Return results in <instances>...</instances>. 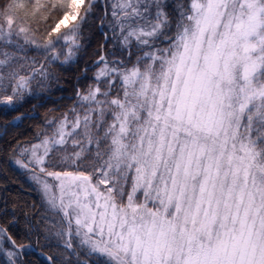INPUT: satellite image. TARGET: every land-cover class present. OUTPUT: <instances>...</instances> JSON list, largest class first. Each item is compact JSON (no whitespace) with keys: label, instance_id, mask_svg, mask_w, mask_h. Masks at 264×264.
I'll list each match as a JSON object with an SVG mask.
<instances>
[{"label":"snow or ice","instance_id":"obj_1","mask_svg":"<svg viewBox=\"0 0 264 264\" xmlns=\"http://www.w3.org/2000/svg\"><path fill=\"white\" fill-rule=\"evenodd\" d=\"M97 3L0 6V110L78 61ZM111 15L94 83L45 115L38 142L9 149L41 190L50 236L77 264H264V0H114ZM110 38L119 57L104 52ZM4 238L16 264L31 245L0 227Z\"/></svg>","mask_w":264,"mask_h":264},{"label":"trees","instance_id":"obj_2","mask_svg":"<svg viewBox=\"0 0 264 264\" xmlns=\"http://www.w3.org/2000/svg\"><path fill=\"white\" fill-rule=\"evenodd\" d=\"M7 2L8 0H0V6ZM113 3L114 0H98L90 23L83 29L81 42L85 45V50L79 54L75 64L64 67H61L58 62L53 64L49 71L53 77H59V79L50 78L47 82L48 86L41 88L37 83L40 77L37 76L32 81L31 95H25L23 102L14 110L7 112L0 110V227L5 228L8 235L18 243L23 240L31 245L23 250V254L16 261L17 264H49L41 253L52 256V264H77V256L73 255L71 250L64 249L61 242L50 236L54 221L48 218L50 214L47 212L44 197L35 186L36 183L29 178L28 172L9 162V149L17 143L23 146L36 142V133L42 130L45 115L59 116L61 112L66 111L75 100L77 83L82 90L94 83L92 74L97 71V68L92 66V62L100 55L98 49L104 41L99 23L107 11L103 31L108 32L111 37L112 33L109 31L107 22L113 21L111 15ZM116 31L118 32L119 29ZM9 50L15 51V48L12 47ZM109 50L114 51L119 57V40L114 42L110 38L104 46L105 54ZM18 55L23 56L24 53L20 52ZM27 55L35 57L37 66L44 62L43 56L37 55L33 49H29ZM18 63H25V61L19 60ZM86 66L89 68L88 74L81 76V69ZM31 67L30 63L25 64L20 74L28 75ZM77 77H80L79 81ZM16 117L20 119L15 121ZM9 121H15V124H9ZM5 125L8 126L5 128ZM6 244L11 246L7 239ZM73 246L76 247L75 241ZM79 259H85L84 252H80ZM87 259L88 264H96L94 257Z\"/></svg>","mask_w":264,"mask_h":264},{"label":"rangeland","instance_id":"obj_3","mask_svg":"<svg viewBox=\"0 0 264 264\" xmlns=\"http://www.w3.org/2000/svg\"><path fill=\"white\" fill-rule=\"evenodd\" d=\"M36 142H38V141H36ZM36 142H34V143H36ZM31 144H33V143H31ZM31 144H27V145H31ZM23 146H24V145H23ZM13 164H14V163H13ZM15 166H16L17 168L21 169V170H25V169L20 168V167L17 166V165H15ZM26 171H27V170H26ZM27 172H28V171H27ZM28 176H29V172H28ZM49 179H50V178H49ZM35 186L39 189V191H40V193H41V190H40V188L37 186V184H36ZM41 194H42V193H41ZM9 251H15V249H13L12 246L6 244V238L0 240V264H10V262H9V258H8V256H7V253H8ZM14 259H16V261H17V260H18V257H14ZM16 264H17V262H16Z\"/></svg>","mask_w":264,"mask_h":264},{"label":"water","instance_id":"obj_4","mask_svg":"<svg viewBox=\"0 0 264 264\" xmlns=\"http://www.w3.org/2000/svg\"><path fill=\"white\" fill-rule=\"evenodd\" d=\"M41 256H43L46 259V256L45 255H41Z\"/></svg>","mask_w":264,"mask_h":264}]
</instances>
